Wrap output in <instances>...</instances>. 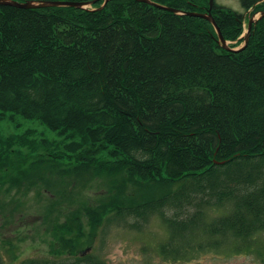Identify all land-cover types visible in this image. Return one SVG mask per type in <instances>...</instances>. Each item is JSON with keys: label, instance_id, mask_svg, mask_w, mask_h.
<instances>
[{"label": "trees", "instance_id": "1", "mask_svg": "<svg viewBox=\"0 0 264 264\" xmlns=\"http://www.w3.org/2000/svg\"><path fill=\"white\" fill-rule=\"evenodd\" d=\"M151 1L189 13H205L210 2ZM102 4L0 6V124L38 122L70 141L37 160L55 162L52 180L63 184L54 190L43 183L54 197L46 216L68 208L91 218L95 231L104 217L148 222L158 214L172 241L199 229L243 241L264 232V18L235 53L221 47L204 19L133 0L99 10ZM241 4L250 17L264 12V0ZM212 15L231 48L241 47L245 18L216 2ZM11 155L0 154V173L12 168ZM99 173L120 183L106 185L95 205L69 204L77 183L95 184ZM126 180L154 185L156 195L116 200ZM221 207L224 214L205 221L208 209ZM56 224L51 231L64 235L65 226ZM79 228L61 238V250L79 264H107L79 250L87 236Z\"/></svg>", "mask_w": 264, "mask_h": 264}, {"label": "rangeland", "instance_id": "2", "mask_svg": "<svg viewBox=\"0 0 264 264\" xmlns=\"http://www.w3.org/2000/svg\"><path fill=\"white\" fill-rule=\"evenodd\" d=\"M215 2L245 18V36L252 17L242 7L241 0ZM69 143L68 139L38 122L19 119L15 124L8 120L0 124V154H12L8 162L12 163V168L0 173L3 176L0 179V210H7L6 215L0 213V264H24L29 261L79 264L75 255L66 254L60 248L61 238L78 232L79 223L87 235L79 250H86V254H92L107 264H264V232L243 241L229 234L213 235L199 229L197 234L179 235L172 241L170 227L158 214L152 215L148 222L115 218L108 220L104 217L95 231L90 225L91 218L74 211L68 212V208H62L65 214L48 212L46 216V211L53 206L54 197L43 183L54 190H59L63 184L58 178L52 180L56 176L52 177L56 169L55 162L51 159L45 163L37 160L50 153L64 151ZM23 159L30 162H22ZM24 168H27V173L21 176L20 171ZM99 175L95 184L92 179L80 180L76 185L79 189L73 199H69V204L80 205L81 209L87 208L89 203L95 205L107 193L106 185L111 181H116V185L120 183L118 177ZM62 177L69 179L66 174H62ZM125 184L120 185L125 191L123 194L114 192V196L118 195L116 200H125V195L130 193L156 195L154 185L142 188L129 181ZM224 213L223 207L208 209L204 219L211 221ZM56 223L65 226L64 235L51 231L57 226Z\"/></svg>", "mask_w": 264, "mask_h": 264}, {"label": "water", "instance_id": "3", "mask_svg": "<svg viewBox=\"0 0 264 264\" xmlns=\"http://www.w3.org/2000/svg\"><path fill=\"white\" fill-rule=\"evenodd\" d=\"M100 1H103V4L99 8V10L104 9L106 7V5L112 0H95L93 2H75L72 0H57L54 2H41V3H36V2H32V1L22 3V2H18V1H14V0H0V6H10V7H15V8H19V9H37V8H44V7H73V8H77V9L87 10L89 7H91L92 5H94ZM133 1H136L139 3H144L147 5L156 7L160 10L171 12V13H174V14H177L180 16L201 18V19H204V20L210 22L215 28V31H216L217 36H218V42L221 45V47L225 51L235 52V53L243 51L247 47L253 25L257 24L258 21H260L264 18V12L256 14L255 16L250 18L249 23H248L247 33L245 36L244 35L241 36V39L243 40V45L241 47L233 49L230 46L232 44V42H228L225 40L221 30L219 29L218 25L216 24L215 19L213 18L212 10L214 8L215 0H210L209 7L206 9L205 13L182 12V11H179L176 9H172V8H168V7L156 4L151 0H133ZM257 15H258V17H257Z\"/></svg>", "mask_w": 264, "mask_h": 264}]
</instances>
